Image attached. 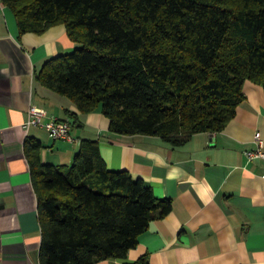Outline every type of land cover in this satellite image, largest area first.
I'll return each mask as SVG.
<instances>
[{"label": "trees", "instance_id": "1", "mask_svg": "<svg viewBox=\"0 0 264 264\" xmlns=\"http://www.w3.org/2000/svg\"><path fill=\"white\" fill-rule=\"evenodd\" d=\"M21 34L63 24L76 47L45 61L36 78L80 113L100 108L109 130L159 136L174 146L222 130L246 80L264 88V0H1ZM70 116L75 112L68 111ZM25 152L37 195L40 264L124 258L169 198L127 170H109L83 139L70 165ZM144 264V259H141Z\"/></svg>", "mask_w": 264, "mask_h": 264}, {"label": "crops", "instance_id": "2", "mask_svg": "<svg viewBox=\"0 0 264 264\" xmlns=\"http://www.w3.org/2000/svg\"><path fill=\"white\" fill-rule=\"evenodd\" d=\"M75 47L63 24L21 34L0 0V264H40L29 139L41 142V161L56 166L73 162L81 140H97L109 170H127L156 197L171 200V210L150 221L124 258L93 264H142V258L144 264H264V158L246 154L257 148V131L264 141L263 86L246 80L244 99L222 130L174 146L159 136L112 132L100 108L80 113L73 100L39 82L47 59ZM31 105L46 111L44 121L68 119L73 141L26 128Z\"/></svg>", "mask_w": 264, "mask_h": 264}, {"label": "built area", "instance_id": "3", "mask_svg": "<svg viewBox=\"0 0 264 264\" xmlns=\"http://www.w3.org/2000/svg\"><path fill=\"white\" fill-rule=\"evenodd\" d=\"M46 111L36 105H31L28 110V117L24 123L26 128L31 126H39L47 130L49 136L56 140H67L73 141L71 135V123L68 119H55L50 118L46 121L43 120L46 117ZM254 141L257 145L255 150L247 151L246 154L249 159L254 157L264 158V141L262 139L261 133L257 131L254 135Z\"/></svg>", "mask_w": 264, "mask_h": 264}]
</instances>
